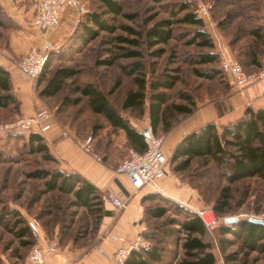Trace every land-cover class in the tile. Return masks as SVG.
<instances>
[{
    "label": "trees",
    "instance_id": "trees-1",
    "mask_svg": "<svg viewBox=\"0 0 264 264\" xmlns=\"http://www.w3.org/2000/svg\"><path fill=\"white\" fill-rule=\"evenodd\" d=\"M97 1L106 10L102 13L89 10L88 14L78 22L77 40L82 45L95 41L101 33L108 36L115 34L117 28L103 18L104 15H113L114 17L122 15L128 19L136 17V14L124 13L122 5L116 0ZM238 2L241 3L238 8L239 12L236 11L235 15L228 14L224 18L233 21L229 23L227 28L223 27L225 22L217 23V30L228 42L243 70L247 73V68L251 67L252 72H255L259 70L264 61V54L260 53L261 48H264V0H239ZM223 4L230 6L227 5L229 2ZM178 8L176 11L170 10V16L175 20L155 21L144 33L123 26L122 29L128 36H116L115 41L120 45L131 47V49L119 47L120 52L117 56L111 60L98 62L102 65L111 66L118 58L123 60L137 59L122 65L123 72L127 76L134 77L136 88L125 94L120 103V109H117V106L109 99V96L117 89L118 83L107 94L90 82L75 85L71 89V95L63 98L62 105L79 107L83 103L86 111L90 114V119L94 117V119L101 120L98 126L92 124L91 132L99 133L100 130L107 128L112 129V131L121 130L125 133L127 146L137 153H143L146 150V145L141 133H138L129 124L122 112L132 110L141 112L148 95V115L152 130L156 133L161 126L160 131L164 134L170 130L167 119L172 113L193 115L196 112L193 97L186 91H176L175 94L180 103L170 102L168 92L174 91L180 79L179 71L176 70L175 74H165L158 79L147 82L143 72L144 64L140 61L144 55L143 47L151 50L159 45L166 46L170 42L173 38L172 26L175 23L194 27L195 30L192 31L186 43L207 50L191 55L186 59L192 66L193 74L198 78L207 80L216 79L221 74L224 75L219 67L221 55L217 52L212 39L204 29L203 22L196 17L193 11H188L186 4L179 5ZM184 11L186 12L182 16L176 18L178 14ZM239 15L244 19L245 25L238 24V31L228 35L229 26H233L232 22ZM0 27L7 31L12 30V28L18 29L1 7ZM243 28L246 29L244 33L240 32ZM1 37L2 34L0 33ZM246 38L250 39V43H243ZM8 39L7 35V39L0 44V47L3 46L8 49ZM162 53H164L163 50L158 49L152 52L151 56L158 57ZM49 54L50 52L47 54L41 73L36 80V95L39 99L57 97L65 87L66 80L77 74V71L70 67H62L53 72H48L46 62ZM203 65H216V67L204 70L197 68ZM136 74L140 76H135ZM11 106H14L16 110L19 109L20 114V103L15 96L10 74L6 69L0 67V110H6ZM80 117L82 115L78 112L77 116L72 118L69 123L76 125L75 120ZM82 118L83 121H87L86 116ZM8 133H11L9 134L11 136L21 137L22 141L24 140L22 135L16 134L19 132ZM24 147L30 155L41 154L46 160L55 162L45 139L38 133L30 132ZM196 160L202 162L205 167H208L209 164L213 166L227 184H235L253 178L264 182V107L258 109L247 107L239 119L223 126L220 130L214 123H206L185 135L172 151L173 172L176 174L185 173ZM30 177L45 180L44 186L48 192L58 191L72 194L76 206L91 208L103 203L99 190L78 173L67 174L58 168L52 170L42 168L34 170ZM149 202L161 204L149 206L147 205ZM141 203L144 209L143 223L146 225V230L142 236L150 241L151 246L146 251L131 252L124 264H217L213 245L207 239L209 232L193 211L155 193L144 196ZM228 206L229 192L227 188H224L213 201L211 208L214 215L220 218ZM169 212L175 214L177 219H168L167 225L177 228L162 229L164 232H161L160 228L156 226L151 228L146 224L150 220L163 219ZM19 223H24V226L19 229L16 235L19 238L27 237L30 239L27 220L24 222L20 219L16 224ZM150 228L151 231H148ZM180 235L183 238H180ZM217 235L219 236L218 246L221 250L222 246L228 243L224 237L231 235L239 240L244 251L255 252L264 256V225L250 223L247 220L234 224H223L218 228ZM32 243L30 239L24 245L29 248Z\"/></svg>",
    "mask_w": 264,
    "mask_h": 264
},
{
    "label": "rangeland",
    "instance_id": "rangeland-1",
    "mask_svg": "<svg viewBox=\"0 0 264 264\" xmlns=\"http://www.w3.org/2000/svg\"><path fill=\"white\" fill-rule=\"evenodd\" d=\"M123 8V12L127 14H136L134 19H128L121 16L104 15L108 22L113 24L117 30L114 35H106L101 33L100 37L95 41L82 45L77 40L78 23L76 18L72 16L74 21V30L71 31L70 36L62 42L54 45L51 49L46 68L48 72H53L58 68L70 67L77 71V74L66 80L65 87L57 97L40 99L45 103L47 109L50 110L54 121L59 127H68L72 132H76L75 140L84 141L87 138L91 139V156L101 158L103 163L105 159L102 154L110 158V146L106 144V140L112 133V129L107 131L106 137L102 136L104 130L99 133L91 132L92 124L98 126L101 123L100 119H90V114L86 111L83 103L79 107L62 105L61 102L64 97L71 95V89L75 85H83L85 83L95 84L102 92L107 94L113 86L118 83L117 89L109 96V99L120 109V103L124 99L125 94L135 89L134 77L127 76L123 70L122 65L136 61L123 60L118 58L111 66L99 64L103 60L114 58L119 54L118 48H129L127 45H120L115 41L116 36H128L122 27L127 26L144 33L146 29L152 26L155 21L162 19L175 20L170 16V10H178L179 5L186 4L188 11L195 13V0H116ZM212 5L211 19L216 24L225 22L223 27H228L232 19H224L226 15H235L236 11L241 5L239 0H203ZM229 2L230 6H224L223 3ZM90 11L102 13L104 10L101 3L97 0L88 4ZM187 11V10H186ZM186 11L177 15L176 18L182 16ZM241 17V18H240ZM233 26H229L227 30L228 35L234 33L238 28V24L245 25L242 16H237ZM235 23V24H234ZM173 38L166 46L159 45L151 50L143 47V59L140 60L144 64V74L147 82L158 79L165 74H175L179 71L180 79L176 84L174 91L168 92L170 102H179L177 100L176 91H186L192 95L193 100L197 106L207 105V101L219 100L221 96L226 95L231 90L228 79L224 75L218 76L216 79L207 80L198 78L192 72V66L186 60L191 55L199 52H205L206 49H200L193 45H188L186 42L190 38V34L195 30L194 27L184 24H173ZM9 29V28H8ZM17 30V29H16ZM5 30L0 27V44L7 39L9 35L16 31ZM246 29L240 32L244 33ZM238 31V30H237ZM218 32V30H217ZM247 32V31H246ZM221 40L223 35L218 32ZM243 43H250V39L246 38ZM4 44V43H3ZM3 48V46H2ZM133 48V47H132ZM7 49V48H6ZM162 49V53L158 57H152L151 53L155 50ZM141 50V49H140ZM233 53V52H232ZM262 55L264 48H261ZM27 54V53H26ZM25 56V55H24ZM23 58V57H22ZM21 58V59H22ZM233 58L237 57L233 53ZM20 59V60H21ZM19 60V61H20ZM216 65L198 66L199 69H211ZM252 68H247V73L252 72ZM135 76H140L136 74ZM26 78L25 76H23ZM27 79V78H26ZM28 80V79H27ZM31 82V81H30ZM34 93L36 90V81L32 82ZM236 89V88H235ZM238 92L244 91L236 89ZM149 98L146 97L143 109L141 112L132 110L122 112L125 118L138 119L143 122V125L150 123L148 115ZM37 111H33L26 116L33 115ZM80 112L82 117L86 116L87 121H83L82 117L76 119V125L69 123L72 118H75ZM89 114V115H88ZM23 117L19 114V109L16 110L14 106L6 110H0V126L16 121ZM192 115H180L172 113L167 123L171 132L179 125L185 123ZM80 121V122H78ZM161 126L156 133L157 136H165L160 131ZM114 132V131H113ZM11 133L0 132V264H26V255L29 248L24 245L29 242L27 237L19 238L16 233L24 226V223L18 222L20 219L26 220L30 218H37L41 222V241L42 239L54 240L57 242L59 251L68 248V252L73 255L77 254L81 258L91 255L93 251H97L99 242L101 243L107 238L108 232L102 231V213L103 203L95 205L91 208H84L74 205V197L72 194L60 193L58 191L48 192L45 189V180L33 179L30 174L34 170L46 168L57 169L58 163L46 160L41 154L30 155L24 147L25 140L29 133H16L22 135L21 137L11 136ZM170 141L166 142V146ZM93 144L99 145L100 152L98 154ZM118 150V149H117ZM104 152V153H103ZM119 158H114V163L109 166L117 173V168L127 157V154L118 151ZM169 155V154H167ZM171 155L167 166L169 178H173L174 190L182 191L189 200L180 199L175 195L173 199L185 202L188 204L198 205L199 208L209 207L213 205V201L218 196L220 191L224 188L229 192V206L225 213L220 216V219L237 217L240 221L248 220L249 218H256L264 220V182L253 178L240 181L235 184H227L217 172V170L209 164L208 167L202 165V162L194 161L188 171L182 174L173 172V164H171ZM106 158V159H107ZM183 196V195H181ZM177 198V199H176ZM184 198V197H181ZM193 199V200H192ZM175 202V201H173ZM181 205L179 202H176ZM161 203L149 202V206H159ZM182 206V205H181ZM186 209L188 207L183 206ZM196 208H198L196 206ZM212 209V208H211ZM168 219H177L172 212L160 220H150L148 226L151 228L156 226L161 229L177 228L169 227ZM224 224V221L221 225ZM153 225V226H152ZM146 226V225H145ZM151 228L148 231H151ZM217 229L208 231V240L213 245V253L215 255L217 264H264V256L255 252H246L242 249L239 240L231 235L224 237L228 243L222 246V250L218 246ZM102 231V233H101ZM161 238V236H160ZM180 238L183 236L180 235ZM58 251V253H59ZM64 253V252H63ZM181 253V251H180ZM228 257V259H226Z\"/></svg>",
    "mask_w": 264,
    "mask_h": 264
},
{
    "label": "crops",
    "instance_id": "crops-1",
    "mask_svg": "<svg viewBox=\"0 0 264 264\" xmlns=\"http://www.w3.org/2000/svg\"><path fill=\"white\" fill-rule=\"evenodd\" d=\"M39 1L41 0H0V7L18 27L15 32L9 35L8 49L0 47V67L6 69L10 74L15 96L20 103V114L22 116L48 107L34 93L32 81L30 82L29 79L24 78L17 69V62L30 49H41L46 43L54 47V45L68 38L75 26L73 17L68 16L64 18L58 27L48 32H42L30 25V20L35 14ZM84 1L88 4V0ZM221 53L226 58L233 59V53L225 39L222 40ZM229 85L231 90L226 95L221 96L219 100L207 101L208 104L203 107L197 106V111L191 118L164 136L165 139L162 144L164 153H172L176 144L185 135L197 130L206 123H214L220 130L223 126L239 119L247 107L254 109L264 107V80L241 92H238L230 82ZM128 121L140 133L143 122L130 118H128ZM47 124L50 126L49 130L41 136L45 139L50 154L56 159L58 169L67 174L78 173L101 193L103 199V225L101 230L123 237L126 240L125 245L136 235H142L146 230V226L143 223L144 209L141 199L154 192L142 189L134 194L128 179L124 175L116 174L112 167L109 166V164L112 165L114 163L115 157H121L118 151L122 152V156L126 153L127 157L132 152H136L127 146L125 133L121 130L112 131L106 140L107 145L111 144L109 150L110 158L100 152L99 145L93 144V148L95 147L98 154H102V158L105 159L103 163H98L93 156L79 150L75 144L77 137L74 132L67 129L68 127H59L51 119L47 121ZM108 130L110 129H105L102 136L106 137ZM168 141L170 143L166 146ZM169 177L167 172L165 178L159 184L160 193L158 194L167 200L179 202L182 206L190 207L194 210L199 209L198 205L192 206L179 201V199L175 200L170 196L175 195L181 200L186 197V201L189 200L182 191L174 190L176 182ZM110 195L126 197L128 199L126 208L122 211H117L109 201ZM119 246H121L120 243L106 238L101 243L99 242L97 251H93L89 257L81 258L77 254L73 255L68 252L67 248L48 258L45 264H113L107 256H112ZM99 249L106 255L100 253Z\"/></svg>",
    "mask_w": 264,
    "mask_h": 264
},
{
    "label": "built area",
    "instance_id": "built-area-1",
    "mask_svg": "<svg viewBox=\"0 0 264 264\" xmlns=\"http://www.w3.org/2000/svg\"><path fill=\"white\" fill-rule=\"evenodd\" d=\"M195 3L196 17L203 22L204 29L212 39L217 52L221 55L219 67L232 86L236 89L244 90L263 81L264 61L259 70L246 73L236 59H229L223 56L221 53L222 40L217 32L216 24L211 19L212 5L203 0H195ZM88 12L89 8L84 0H41L37 4L35 14L30 20V25L42 32H48L58 27L66 16H74L78 23ZM52 48L51 44L46 43L41 49H30L17 62V69L30 81H36L41 73L46 56ZM51 117L50 110L44 108L33 115L23 116L14 122L1 125L0 132H35L42 135L49 130L50 126L47 121ZM140 133L146 145V150L143 153L132 152L129 157L119 164L117 173L124 175L128 179L134 194L142 189H148L158 194L160 193L159 184L167 173L170 154L167 155L162 151V144L165 138L164 136L155 135L150 123L142 126ZM91 139L90 137L84 141L77 140L76 146L83 153L91 155ZM94 159L98 163L101 162L99 157H94ZM109 201L117 211H122L126 208L128 199L122 195H110ZM188 208L195 213L208 231L219 228L224 221L217 218L209 207L196 210ZM27 227L29 237L33 243L26 255V264H45L48 258L58 253V244L54 240L44 239L41 241L42 226L39 219L35 217L28 219ZM107 238L121 244L112 256H107L113 264H124L125 259L131 252L146 251L151 246L150 241L141 234L136 235L127 245H125L126 240L123 237L109 233ZM99 252L104 253L100 249Z\"/></svg>",
    "mask_w": 264,
    "mask_h": 264
},
{
    "label": "water",
    "instance_id": "water-1",
    "mask_svg": "<svg viewBox=\"0 0 264 264\" xmlns=\"http://www.w3.org/2000/svg\"><path fill=\"white\" fill-rule=\"evenodd\" d=\"M240 220L237 217H230V218H224V224H234L239 222ZM247 221L254 224L264 225V220L256 219V218H249Z\"/></svg>",
    "mask_w": 264,
    "mask_h": 264
}]
</instances>
